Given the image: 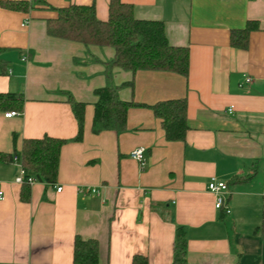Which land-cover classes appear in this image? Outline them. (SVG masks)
<instances>
[{"label": "crops", "instance_id": "0c3cea01", "mask_svg": "<svg viewBox=\"0 0 264 264\" xmlns=\"http://www.w3.org/2000/svg\"><path fill=\"white\" fill-rule=\"evenodd\" d=\"M122 2L139 20L162 21L168 42L189 49V75L114 69L120 100L140 107L129 109L124 132L94 135L95 91L115 51L50 37L47 23L73 5L94 6L105 21L109 0H0V95L23 97L17 116L0 109V264H73L77 237L98 243V264H172L178 228L187 264H264V0ZM248 22L259 30L246 50L233 48L232 30ZM68 96L86 106L83 140L62 148L54 184H18L11 159L24 139L76 137ZM179 99L188 132L168 142L147 106ZM140 148L143 166L132 158ZM212 180L228 185L230 215L215 209Z\"/></svg>", "mask_w": 264, "mask_h": 264}, {"label": "trees", "instance_id": "16d2710c", "mask_svg": "<svg viewBox=\"0 0 264 264\" xmlns=\"http://www.w3.org/2000/svg\"><path fill=\"white\" fill-rule=\"evenodd\" d=\"M3 5L14 10L25 11L29 8L27 2H9ZM56 12L57 18L47 23V33L50 37L81 43L87 47H110L115 51L113 60L105 63V86L95 91L97 102L94 105L91 124L92 134L124 132L129 109L140 107L120 100L118 88L113 82L114 69L119 68L132 74L139 71L167 72L188 78L189 49L172 46L168 42L162 21L137 19L132 5L125 4L122 0H109L108 18L105 21L97 18L94 6L73 5L57 9ZM258 30L256 22H248L244 29L232 30L231 46L246 50L250 34ZM6 52V49L0 48V74L6 72V64L1 60ZM128 86L133 87V82ZM22 103L23 97L19 94L0 95V109H14L18 113ZM68 103L78 124L76 137L69 141L48 136L41 139H24L21 150L15 151L13 158H16L25 170V179L33 178L41 183L54 184L58 176L62 148L68 143H80L83 140L86 106L76 102L71 96H68ZM10 104H13V107ZM147 108L161 121L166 141L185 140L188 132L186 99L163 101ZM13 140L17 142L18 136L14 135ZM22 200H28L26 189ZM173 251L172 264H187V241L183 228L177 230ZM98 263V243L77 237L74 241L73 264ZM133 264H147V260L136 257Z\"/></svg>", "mask_w": 264, "mask_h": 264}, {"label": "built area", "instance_id": "2783aa9c", "mask_svg": "<svg viewBox=\"0 0 264 264\" xmlns=\"http://www.w3.org/2000/svg\"><path fill=\"white\" fill-rule=\"evenodd\" d=\"M251 82H252L251 78H249V77L245 78V84H251ZM233 110H234V108L230 107L228 112L232 113ZM17 115H18V113H16V112H10V113L6 114L5 117L6 118H12V117L17 116ZM144 153H145V150L140 148L132 154V158L134 160H136L141 166L144 165ZM13 161L19 165V162L16 158H14ZM25 176H26L25 170L20 166V174H19V177L17 179L18 184H20V185L25 184V185L31 186L35 182H37L33 178L25 179ZM57 191L61 192L62 188H58ZM79 191L80 192H86V193L91 194V195H96V196L99 195L98 190H96L94 188H84V189L81 188ZM208 191L210 193L214 194L216 197L215 209L218 211L224 212V214H226V215H230L232 211H231V208L229 205L230 191H229L228 185L224 182L212 180V182L208 185ZM3 199H4V194H3V192L0 191V201Z\"/></svg>", "mask_w": 264, "mask_h": 264}]
</instances>
